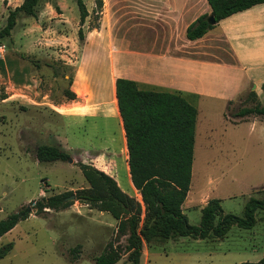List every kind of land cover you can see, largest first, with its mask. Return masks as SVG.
Wrapping results in <instances>:
<instances>
[{"label": "rangeland", "instance_id": "rangeland-1", "mask_svg": "<svg viewBox=\"0 0 264 264\" xmlns=\"http://www.w3.org/2000/svg\"><path fill=\"white\" fill-rule=\"evenodd\" d=\"M66 1L74 5L79 16L77 1ZM140 1L103 0L102 12L95 13L97 1L94 0V10L82 27L83 38L89 36V46L83 49L80 44L74 56L55 46L45 48L41 44L42 28L55 29L56 21L46 10L47 4L52 3L56 12L55 0H40L36 17L20 14L11 35L0 38V47H4V52H0V221L18 212L28 216L0 237V248L14 244V248L0 258V264H95V259L109 245L122 251V259L117 264L127 261V236L119 232L118 221L109 213L74 200L75 196L71 198L74 201L71 206L59 211L47 210L44 217L35 214V204L42 197L88 188L78 166L79 162L86 161L117 177L122 190L141 201L130 184L114 95L107 104L116 119L99 114L76 120L72 115L80 116L86 109L72 105L71 101L73 89L86 90L83 83L89 78L91 87L99 92L101 86L106 87L117 74L123 75V68L110 74L105 66L102 69L98 64L107 62L108 68L109 59L123 62V39L135 41L137 30L151 21L150 15L136 7ZM67 14L70 17V13ZM2 16L7 13L0 0V29L7 20ZM69 29V33L66 30L64 33L73 32L71 27ZM22 32L34 36L31 46L22 45L25 42L19 37ZM52 33L54 35V31ZM18 37L21 46L16 43ZM78 39L83 43L84 39ZM26 49L36 55L26 54ZM62 54L72 59H93L88 62L97 67L88 71L89 75L79 77L81 84H74L75 67L65 70L63 61L55 60L62 59ZM125 60L134 73L135 59ZM33 64L38 68L34 69ZM248 94L249 91L244 92L231 102L229 115L233 116L234 111L245 105H253L254 100L248 98ZM87 97L86 101L93 106L91 109L99 112L101 107L97 102L92 103L90 92ZM48 102L55 107L48 106ZM200 108L204 109L203 104ZM219 108L221 106L216 110ZM56 112L61 118L54 116ZM201 130L199 124L184 213L189 223L197 226L204 202L220 199L225 213L242 217L248 198L259 197L258 191L263 188L252 190L250 185L264 186V153L259 152L264 151V123L258 120L252 129L251 122L235 125L226 119H215L207 133ZM57 133L63 140L60 147L70 153L72 163H39L37 147L57 142L53 139ZM28 208L31 213L26 212ZM257 217L258 223L253 229L234 226L227 237L219 241L186 237L154 240L150 245L145 244L150 257H142L141 264H237L255 260L264 254V212Z\"/></svg>", "mask_w": 264, "mask_h": 264}, {"label": "trees", "instance_id": "trees-1", "mask_svg": "<svg viewBox=\"0 0 264 264\" xmlns=\"http://www.w3.org/2000/svg\"><path fill=\"white\" fill-rule=\"evenodd\" d=\"M80 12V24L90 15L83 0H76ZM97 1L95 13L102 12L103 0ZM40 0H23L9 11L6 25L0 29V38L9 37L17 25L20 14L36 17ZM211 14L198 17L186 31L188 40H197L207 34L223 19L264 4V0H207ZM215 18V24L209 17ZM83 38L82 28L78 32ZM42 60V59H41ZM64 65V64H63ZM34 69L38 66L33 64ZM68 70L72 67L64 65ZM73 93L71 101L76 100ZM248 98L253 105L241 107L234 117L260 116L264 118V106L254 91ZM114 102L122 126L124 154L131 187L141 201L124 192L117 177L106 173L93 164L79 162L78 166L89 184L76 193L66 192L42 197L35 204L36 215L44 217L47 210H63L76 201L90 208L109 213L118 221V230L127 236L123 264H141L144 244L154 240L168 241L187 237L195 240H222L236 226L253 229L257 215L264 212V187L259 197H250L244 206L243 216L225 213L220 199H209L201 210L199 225H191L183 206L191 187L196 141L197 108L180 92L145 88L138 82L118 77L115 80ZM126 150V151H125ZM39 163L66 162L70 153L58 145L41 144L36 150ZM28 216L21 212L0 221V237L10 232L18 222ZM14 248L9 243L0 248V258ZM122 251L109 245L95 259V264H117ZM264 264V256L257 263Z\"/></svg>", "mask_w": 264, "mask_h": 264}, {"label": "crops", "instance_id": "crops-1", "mask_svg": "<svg viewBox=\"0 0 264 264\" xmlns=\"http://www.w3.org/2000/svg\"><path fill=\"white\" fill-rule=\"evenodd\" d=\"M2 2L4 12L8 16L9 11L20 6L23 0H2ZM83 2L91 14L94 10V0H83ZM136 7L142 9L143 14L150 15L151 21L137 30L135 41L123 39V62L116 63L112 61L113 59H109L108 68L107 62L98 64L102 69L105 66L107 69L105 71L110 74L117 68L119 70L123 68V75L117 74L106 87L101 86L99 92L91 87L93 85L91 78L83 83L86 90L73 89L78 102L73 100L72 105H81L86 110L80 116L72 115V118L80 120L102 114L106 118L116 119V115L109 110L107 102L115 93L116 78L123 77L134 80L145 88L182 93L197 108L196 131L200 124L202 133L208 132L215 119H226L235 125L251 122L252 129L258 120L264 123V118L260 116L236 118L228 114L231 102L247 91H254L264 106V4L253 6L221 20L215 28L197 40H188L186 31L198 17L211 14L207 0H142L136 3ZM46 10H49L50 17L55 19L56 24L55 29L51 26L46 27L45 30L42 28V46L45 48L55 46L72 56L75 55V50L80 44L83 49L89 46L88 35L83 38L84 40L82 39L83 43L79 42L78 32L83 25L80 24V15H77L74 5L71 6L66 0H55L56 12L52 3L47 4ZM44 11L45 9L40 12V19L43 18ZM67 13H70V17ZM7 16L2 17L6 19ZM70 27L73 32L68 34ZM64 30L68 33H64ZM19 37L25 40L22 45L31 46L34 36L22 32ZM19 37L16 39L18 45H20ZM25 53L36 55L30 49H26ZM61 58L55 60H62L64 65L75 67L74 84H81L82 74L89 75L88 71L97 67L88 62L93 59H72L67 54H62ZM125 59H135L134 73L131 72L133 69L128 67ZM88 92L91 93L92 103L97 102V106L101 107L99 112L91 109L93 106L86 101ZM47 104L55 107L53 103ZM202 104L203 110L200 108ZM219 106L221 108L216 110ZM237 111L238 109L234 113ZM54 116L61 118L57 112ZM53 139L57 142L53 141L52 145L63 144L59 133L53 135ZM63 149L66 151L64 147ZM259 152L264 153V151ZM262 187L264 186L250 185L252 190ZM207 202L208 200L204 205ZM186 204L187 200L183 206L184 211ZM145 247L144 244L142 257L148 259L150 256ZM263 256L264 254H260L255 260L241 261L237 264L257 263Z\"/></svg>", "mask_w": 264, "mask_h": 264}, {"label": "water", "instance_id": "water-1", "mask_svg": "<svg viewBox=\"0 0 264 264\" xmlns=\"http://www.w3.org/2000/svg\"><path fill=\"white\" fill-rule=\"evenodd\" d=\"M208 20L211 24H215V18L213 16H210ZM72 161V159L68 160L69 163H72ZM71 198L74 199V196H72ZM26 212L31 213V209L28 208Z\"/></svg>", "mask_w": 264, "mask_h": 264}, {"label": "built area", "instance_id": "built-area-1", "mask_svg": "<svg viewBox=\"0 0 264 264\" xmlns=\"http://www.w3.org/2000/svg\"><path fill=\"white\" fill-rule=\"evenodd\" d=\"M0 52H4V47H0Z\"/></svg>", "mask_w": 264, "mask_h": 264}]
</instances>
